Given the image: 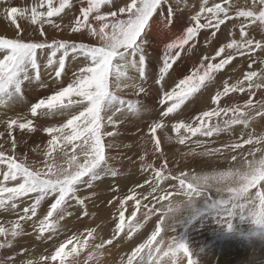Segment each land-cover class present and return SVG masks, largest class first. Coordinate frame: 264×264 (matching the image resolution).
Listing matches in <instances>:
<instances>
[{
    "label": "snow or ice",
    "instance_id": "obj_1",
    "mask_svg": "<svg viewBox=\"0 0 264 264\" xmlns=\"http://www.w3.org/2000/svg\"><path fill=\"white\" fill-rule=\"evenodd\" d=\"M181 5L191 8L194 14L185 13ZM2 12L13 26V35L0 34V95H12L8 103L0 102V105L11 107L23 102L25 87L34 86L33 82H38L41 88L49 87L41 79L43 70L55 90L32 103L29 113L33 118L65 117L61 123L43 128L48 134L47 143L34 149L26 142L19 143L12 135L16 130L24 134L37 132L33 119L23 115L0 119V124L5 125L0 136L7 133L5 143L10 144V149L0 145V208L15 210L18 201L23 202L25 198L32 201L23 208V216L15 221L12 237L21 235L18 230L21 220L36 217L42 202L49 206L43 219H39L41 234L51 232L55 235L59 222L73 216L70 209H76L77 221L81 211L87 217L86 201L90 197L84 195L82 189L90 190L95 196V182L120 175L119 169L110 163L115 158L106 154L105 138L118 139V133L110 131L109 126H120L122 116L140 107L138 102L124 99L126 89L140 96L148 91L144 83L151 78L154 85H159L156 94L162 106L158 118L148 126L143 154L133 145H125L139 155L140 170L146 175L143 184L130 188L123 199L112 193L113 199L108 203L115 200L118 212L112 238L103 239L97 228L90 227L84 232H72L52 254L41 256L39 261L20 258L18 262L10 259L5 264H56L57 261L58 264H103L101 258L106 245H111L121 233H124L123 238L130 237L152 217H157V222L150 238L135 247L126 259L121 257L120 264H169L168 258L188 250L183 243L177 245L174 239L161 235L162 231L166 233L168 213L179 207L181 200L178 198L192 200L208 193L209 188L231 193L234 199L222 200V204L233 210L247 211L257 223L264 224V191L256 196L249 191L257 186L264 189V135L257 136L253 130L246 133L245 139V132L241 131L239 139L223 143L221 147H212L213 141L208 139L232 132L234 125L248 128L257 117L264 119V99L254 102L251 98L257 90H264V0H251L250 4L244 0L243 5L233 0H213L211 4L209 0H200L198 5H189L187 0H33L23 7H3ZM185 16H188L186 23L183 22ZM65 20L68 23H63ZM237 20L239 24L234 22ZM21 21L25 22L23 26ZM230 21L231 25L226 23ZM45 25L52 30L47 36ZM222 25L225 31L231 27L232 38L215 49L214 55L199 57L197 64L175 80L179 72L177 62L183 63V59L190 58L187 53L200 43L202 30H206L203 43L208 44L211 38L217 37ZM237 28L239 38L235 32ZM250 28L261 34L259 39L250 33ZM69 30L79 35L65 39L54 36L55 32L63 34ZM157 35L162 37L159 43L169 42L163 44L162 56L157 52L149 57L147 51L153 48L150 41ZM85 39L88 42H76ZM237 56L248 61V70L241 73L243 78L235 83L225 80L222 91L212 95L208 85L215 81L216 73ZM217 58L218 62H214ZM168 81L174 83L170 90H167ZM201 89L208 94V110L187 121L180 119L182 105L197 93L205 95ZM246 91L249 98L243 104L229 105L236 99L229 93ZM222 98H227L223 107ZM173 113L176 115L171 116ZM222 114L229 118L222 119ZM165 118L176 120L172 125L175 137L166 131ZM158 130H161L160 135H157ZM191 137H198L191 141L196 147L182 156L215 157L228 152L236 162V152L241 150L244 163L219 173L190 175L181 170L174 175L169 168L170 155L165 151V141L171 144L175 139L184 145ZM243 144L253 146L254 150L248 153L252 159L243 156ZM107 147L119 148L120 145L112 142ZM25 148L38 153L36 158L29 159L24 154ZM197 148L203 150L197 153ZM256 152H260L259 159ZM153 155L157 161L163 160L158 167L150 160ZM165 184L166 187L162 186ZM145 185L148 186L146 192L137 191ZM141 200L147 203L141 205ZM128 201H134L137 210L144 209L142 220L135 219L137 212L134 210L126 221ZM0 235H8L3 227H0ZM51 238L50 235L48 239ZM98 238L99 243H95ZM69 256L71 260L67 259ZM187 264H192L190 258Z\"/></svg>",
    "mask_w": 264,
    "mask_h": 264
},
{
    "label": "rangeland",
    "instance_id": "obj_2",
    "mask_svg": "<svg viewBox=\"0 0 264 264\" xmlns=\"http://www.w3.org/2000/svg\"><path fill=\"white\" fill-rule=\"evenodd\" d=\"M32 2L33 0H10L9 3H5L3 0H0V34L4 33L5 30L13 28L8 20L4 18L2 8L8 7L9 5L23 7ZM199 2L200 0H187L189 5H198ZM212 2L213 0H209V4ZM216 2H220V0H216ZM233 3H240L243 5L244 0H233ZM248 3L250 4L251 0H248ZM182 7L185 13L189 15L194 14L192 9L188 8L187 10V8L181 5V8ZM195 10H198V7ZM69 15L71 16L72 14ZM187 20L188 16H185L183 22L186 23ZM234 22L239 24L238 20ZM20 23L23 26L25 22L21 21ZM63 23L66 24L68 21L65 20ZM226 23L231 25L232 22ZM45 28H48V25H45ZM205 31L206 30H202L200 43L197 47L187 53L190 59H183L182 54L183 63L180 61L177 62L181 68L174 77L175 80L178 81V79L182 78L191 67L197 64L199 57L204 54L214 55L215 49L221 44L227 43L228 40L232 38L233 34L231 27L225 31L222 25L221 31L217 33V37L211 38L208 44H204ZM249 31L252 35L256 36L257 39L260 38L261 34L259 32H253L251 28ZM235 32L237 38H239V29L237 28ZM48 34L49 33H47L46 36ZM77 34L79 35V33ZM7 35L11 37L13 31L11 34L7 33ZM33 35H35V33H33ZM76 42L80 43L84 41ZM86 42H88V40ZM147 54L149 57H154L156 55V53L152 51V48L148 49ZM159 55L162 56L163 54ZM191 60H193V62ZM218 60L219 58L214 62H218ZM69 62H72L71 58H69ZM186 64L189 65L187 66ZM239 65L242 66L238 68ZM153 66H155L154 61ZM174 67H176V65H174ZM255 67L256 66L253 65V68ZM247 70V59L237 56L231 64L226 65L221 72L216 73V79L212 84L208 85V91H210L212 95H215L216 91H222L225 80H228L229 83H235L237 79L243 78L241 73ZM68 76H71V72H69ZM41 79L50 86L41 88L40 86L38 87V82H33L34 86L25 87L23 102L12 105L11 107L0 105V119H8L17 115H23L28 119L34 120V126L37 127V132L24 134L16 130L12 133L19 143L26 142L33 149L37 146L43 147L47 143L48 134L43 131V128L61 123L63 119H65V117L58 116H38L33 118L30 115L29 108L31 104L35 103L43 96L51 95L55 90V87L51 86V81L48 80L43 70ZM67 82V79H65L64 86H66ZM173 86V81H168L167 90H170ZM144 87L148 89V91L140 96H137L131 89H126L124 91V99L138 102L140 107H138L135 112H129L127 115L122 116L120 126H109L110 131H116L118 133V139L113 140V138L110 137L105 138L106 154L115 158L110 161V163H112L115 168L119 169L120 175L115 178L105 177L103 181L95 182V196L91 195L90 190L82 189L83 194L90 197V200L86 201L89 215L85 217L81 211L80 219L77 221L75 219L76 209H70V211H73V216L65 217V220L59 222V226L55 230V235H52L51 232L41 234L38 230L39 219H43V216L46 215V209L49 206L47 202H42L41 207L37 210L36 217H33L31 220H21L18 229L21 235L12 237L11 231L15 221L23 216V208L32 201L27 198H25L23 202L18 201V207L15 210L5 211L3 208H0V227H3L8 233L7 237L0 235V244L4 245L0 247V264H5V261L10 259H16L18 262L20 258L39 261L41 256L52 254L56 247H58L68 235H71L72 232H84L90 227L97 228L99 236L103 239L108 240L112 238V229L115 226V222H117L115 218L118 217V212L116 206H114L115 200H113V203H108V201L113 199V192H115L116 196L123 199L124 196L128 194L130 188L138 183L143 184V177L146 174H143L140 170V159L136 151H139L141 155L143 154L142 146L144 140L149 135L148 126L153 120L158 118L160 109L162 108L158 103L159 97L156 94V88H158L159 85H154L152 79L149 78V80L144 83ZM201 92H205V95L202 96L201 93H197L187 101L185 105L181 106L179 112L183 113V115L179 117L180 119L187 121L199 112L208 110V94L205 89H201ZM11 95L12 93L0 95V102L5 104L8 103ZM229 96L236 98L231 100L229 105L236 103L243 104L249 98V93L247 91L240 94L229 93ZM251 98L254 102L259 99H264V90H257L256 95ZM226 99L227 98H222V107L224 106L223 101ZM212 106L214 107L215 105ZM170 115L175 116L176 113ZM230 115L231 114H229V116ZM228 118V116H223L222 114V119ZM164 122L168 126L166 129L168 134L175 137L177 134L172 129V125L176 123V120L165 118ZM232 127V132H225L221 133L219 137L214 135L208 138L213 141L211 146L221 147L223 143L233 142L240 138L241 131L245 132V139L247 138L246 133L252 132L253 130L257 136L264 135V119L259 117L253 120L248 128H244L243 125H234ZM4 128L5 125L0 124V132H3ZM160 131L161 130H158L157 135H160ZM197 138L198 137H191V140L187 141L184 145H180L175 139L171 144L165 141V151L170 155L169 168L173 169L174 175L178 174L181 170L190 175L219 173L227 171L229 168L240 167L244 163L241 158V150H237L236 152V162L231 160V155L228 152H224L223 155L215 157H203L200 155L182 156V153L188 152L190 148L196 147L191 141ZM6 140H8L7 133H5L4 136H0V145H2L3 149H10V144L5 143ZM112 142L120 145V147L108 148L107 145ZM125 145H133L136 151H129ZM202 150L203 149L200 148L196 149L197 153ZM252 150H254L252 145L243 144V156L252 159L251 156H248L249 151ZM149 151H151L150 146ZM24 154H27L29 159H35L38 155L36 152H29L28 148H25ZM259 157L260 152H256V158L259 159ZM150 160L155 161L157 167L160 163H163V160L157 161L154 155L150 156ZM9 186H12L11 183ZM162 186L166 187L167 185L165 184ZM116 188H118L119 191H115ZM147 190V185H145L143 189H137L138 192H146ZM249 191L253 196H256L258 192L264 191V189H260L259 186H257ZM208 193H210V195ZM208 193L192 200L180 197L178 198L181 200L179 207L168 213L166 233L162 231L161 235H165L166 239H174L177 245L183 243L188 250L187 253L181 251L177 253L176 256L168 258L169 264H187V258L191 259L192 264H264V224L257 223L255 217L247 211L242 209L233 210L226 204H222V200L231 201L234 199L231 193L217 191L215 188H209ZM144 203H147V201L141 200V205ZM134 210L137 212L135 219L142 220L141 213L144 209L141 207L137 210L134 201H128V208L125 211L126 221H129L130 214ZM130 222L134 223L135 220H131ZM156 222L157 217H152L151 220L144 223L142 228L133 232L130 237L123 238L124 233H121L115 240H112L111 245H106V251L101 258L103 264H120L121 257L126 259L135 247L150 238L152 231L155 230ZM125 231H127V228H125ZM50 235L52 238L48 239ZM157 239H159V236ZM89 243H92V241H89ZM95 243H99V238ZM67 250L66 247L65 251ZM67 259L71 260L72 257L69 256ZM81 259H83V256H81ZM164 259L167 258L165 257ZM56 264H58V261Z\"/></svg>",
    "mask_w": 264,
    "mask_h": 264
},
{
    "label": "bare ground",
    "instance_id": "obj_3",
    "mask_svg": "<svg viewBox=\"0 0 264 264\" xmlns=\"http://www.w3.org/2000/svg\"><path fill=\"white\" fill-rule=\"evenodd\" d=\"M19 2V1H18ZM14 3V2H13ZM10 6V5H9ZM25 6V5H24ZM182 9H183V7H182ZM191 9V8H190ZM186 10V9H185ZM187 10H188V8H187ZM190 11V10H189ZM1 16V15H0ZM1 19V18H0ZM3 20V19H2ZM5 21H7V20H5ZM2 23H4L3 21H1ZM9 22V21H8ZM175 22V21H174ZM3 25V24H2ZM3 27V26H2ZM5 32H7V33H10L11 34V32H12V29H9V30H5L4 31V33ZM50 32H52V30L50 29V27L48 26V28H45V35L47 34V33H50ZM76 34V35H75ZM54 36H55V38L56 39H65V38H72V37H75V36H78V34L77 33H72L70 30L68 31V32H65V33H60V32H55L54 33ZM162 39V37L160 36V35H157L152 41H150L152 44H153V48H155L156 49V51H155V53H159V54H163V44L164 43H167V42H169V41H167V40H164L163 41V43H159V41ZM77 41H81V40H77ZM84 42H86L87 40L85 39V40H83ZM78 43V42H77ZM157 45H158V47H157ZM153 48H152V51H153ZM195 56V55H194ZM195 58V57H194ZM190 59V58H189ZM196 59V58H195ZM194 60V59H193ZM193 60H191L192 62H193ZM191 61H190V63H191ZM194 62H196V61H194ZM187 65V64H186ZM189 65V64H188ZM187 65V66H188ZM191 65V64H190ZM242 65H239L238 66V68H240ZM181 68V66H179V69ZM188 68H190V67H188ZM241 70V69H240ZM242 72V71H241ZM69 74V73H68ZM179 75V74H178ZM180 78V77H179ZM233 80V79H232ZM172 84V83H171ZM38 87H39V85H38ZM27 88V87H26ZM35 88V87H34ZM33 90V89H32ZM37 91V90H36ZM132 92H133V90H131ZM33 92V91H32ZM31 92V93H32ZM35 92V91H34ZM238 94H240V93H238ZM240 96V95H239ZM193 104V103H192ZM187 105V104H186ZM203 106V105H202ZM198 111H199V109H198ZM127 123V122H126ZM129 124V123H128ZM129 126V125H128ZM124 127V126H123ZM131 128V127H130Z\"/></svg>",
    "mask_w": 264,
    "mask_h": 264
}]
</instances>
